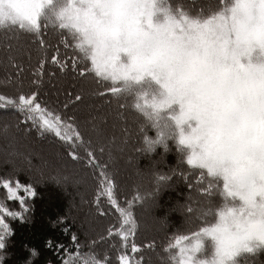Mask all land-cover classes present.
Listing matches in <instances>:
<instances>
[{"label": "clouds", "instance_id": "obj_1", "mask_svg": "<svg viewBox=\"0 0 264 264\" xmlns=\"http://www.w3.org/2000/svg\"><path fill=\"white\" fill-rule=\"evenodd\" d=\"M141 2L145 7L151 2L155 9L151 23L140 16L134 34L123 25L90 27L83 34L73 31V49L94 78L122 89L128 97L137 116L141 152L166 148L171 139L189 169L212 186L211 198L193 192L185 203V212L197 223L194 235L183 242H200L192 264H241L243 257L264 250V242L239 239L249 222L264 225V195L256 192L254 204L244 198L249 181L264 186V49L253 55L230 39L227 21L211 23L198 33L176 25L162 27L166 15L171 20L181 15L207 19V11L199 16L181 0ZM10 12L9 4L0 5V30L13 25ZM157 13L162 18L154 21ZM133 54L152 75L140 81L123 78ZM249 65L257 69L252 76L244 71ZM130 86L134 87L129 95ZM205 240L209 242L206 257L195 259ZM253 243L258 246L251 251L245 248ZM163 251L175 256L173 248ZM29 252L24 264L37 255L35 249ZM6 255L0 251V264Z\"/></svg>", "mask_w": 264, "mask_h": 264}, {"label": "trees", "instance_id": "obj_2", "mask_svg": "<svg viewBox=\"0 0 264 264\" xmlns=\"http://www.w3.org/2000/svg\"><path fill=\"white\" fill-rule=\"evenodd\" d=\"M217 1L218 0H181L183 6L193 12H197L201 8L207 11L209 7H214ZM16 34L19 35V41L15 39L5 40V36H14ZM41 36L46 45V48L43 49L38 47L37 43L34 42L33 36L29 33L22 31L17 33L15 30L9 28L0 30V44L4 42L16 45V62L20 63L22 66V71L19 77L16 78V81L12 84H8V76L13 74L16 70L8 67L7 56L5 58H0V61L4 59L9 69L7 71L3 69L4 67H0V90L2 91L0 94L13 96L18 94L19 91L28 93L31 88L30 79H33L32 70L37 66L42 56L50 60L51 55L59 50L61 60H67L69 65L72 63L71 58L78 57L71 47V37H66L69 41V46L67 48L58 44L60 36L57 35L55 27L49 26L46 30L42 27ZM79 63L81 66L85 65L81 59H79ZM49 73H53V75L50 77ZM107 87H112V85L101 82L91 74L84 79H73V73L71 71L61 75L57 72L56 66L51 64L45 66L42 76V86L40 88L42 98L50 108L60 110L61 114L65 117H73L74 119L71 122L76 125L84 138L85 145L78 150L81 157L79 161H81L83 166L92 174V176H90L88 188L85 190L87 192L85 194V199L89 204V208L95 211L96 218L100 221V224L98 227L96 225V229L91 236L87 235L82 223L78 220L79 218L75 217L73 214L68 215L69 203L63 192L47 182L39 181L37 174L32 173L29 168L21 166L18 169H10L11 167L2 165L0 167V180L7 179L9 182L19 181L21 184L31 185L34 193L30 200L27 201V210L19 216L12 217L9 222L10 233L1 250L7 253V255L2 264H24L30 256L29 249H35L37 252V255L31 259L30 264H66V258L71 259V254L75 252L81 254H95L99 258H106L107 264H119L118 257L120 255L126 256L130 264H152L151 261H148V254L153 255V253H156L159 257L160 264H169V257L172 254L171 252L166 254L163 251L165 245L173 237H180L188 234L189 231L195 230L193 227L189 228L188 223L187 225H181L182 221L180 222L177 217L171 214L168 219L169 227L165 234L157 238L154 236L149 237L150 235L147 237L142 227L143 216L140 210V206L143 202L137 201L136 198L146 191L148 192L147 189L150 187V183L149 181L141 182L142 179H138L141 183L135 185L133 189L126 191V187L128 186L127 182L122 180V182L119 181L120 178H122L119 176L118 172L119 169H121V163L117 160L114 167L104 166L111 178L115 181L114 198L117 203L123 206L129 203V201H132V204L128 205V207L132 211L134 219L137 222V228L135 232L129 234L126 239H122L116 233L115 229L121 227L120 215H118L119 213L116 212L115 207L107 198L103 194H100L102 189V178L99 176V170L94 169L88 164V158L84 152V147H90L95 151L96 160L102 165L101 157L98 156L102 145H94V143H102L104 139L97 137L94 128H85V126H88L86 110L89 111V107L92 104L91 98L86 104H82L86 100L85 96L88 94L91 95L90 92L103 91ZM132 87L134 86H130L129 95L131 94ZM68 92H72L73 94L80 92L83 94L84 99L78 105H70L65 111L63 106L69 99L67 96ZM94 97L98 98L99 96ZM99 98L104 99L103 101L111 111V116L114 114L113 111L121 112L118 105H126L123 109L125 115H123L122 120L125 125H128L133 130V132H130L132 134L128 136L127 143L129 144V142L132 141V146L138 151L139 138L136 129L137 116L128 106V97L125 94H120L119 99L111 95H105ZM4 116L9 117L11 123L19 125L23 133L32 138L33 144L34 142L40 143L46 140L50 141L52 144L60 147L61 154H63L67 161L75 162L66 155L67 146L60 142L54 135L38 132L37 128L33 127L30 122H24V117L19 110L10 106L5 107L3 103H0V119L4 121V123L9 122L3 120ZM115 122L116 118L114 119V123ZM149 134H152L151 131H149ZM91 139L93 141H91ZM89 141H91L90 145L88 143ZM160 154L162 155L161 158L154 159L155 162L152 161L155 165L161 162L163 163L164 161L166 167L174 166L177 158L180 161V165L183 166L182 168L188 166L182 158V152L178 150L177 145L171 139L167 140L166 148L157 146L155 151L144 153V155L150 156L151 158H158ZM145 164L142 158L139 159L137 165L140 167L142 166V170L138 168L142 174L143 172L148 174L147 170L150 165L148 163L146 164L147 166H145ZM178 172L183 173L184 170L181 169ZM141 177H143V175ZM170 179L171 178L168 176L164 179V182L169 183ZM180 185L181 186H178L173 193L164 192L160 194V197H162L160 201L162 203L160 205L161 207L165 206L166 203L175 204L174 200H176L177 193L182 196V194L189 193L191 189L194 191L197 190L194 186L185 187L182 184ZM78 200H80V198ZM0 203L11 209L16 208L14 202L8 200L6 191L2 185H0ZM97 204L100 205L105 215L100 216L97 214L95 210ZM190 226H192V224H190ZM109 227L112 229L111 235H108L104 240H100L99 237L105 235ZM73 235L76 237L75 242L72 240ZM155 235H160V233H156ZM149 244H154V248H149ZM76 245H79V248H77ZM133 245L136 246V251H133ZM173 264H175L174 261Z\"/></svg>", "mask_w": 264, "mask_h": 264}, {"label": "snow or ice", "instance_id": "obj_3", "mask_svg": "<svg viewBox=\"0 0 264 264\" xmlns=\"http://www.w3.org/2000/svg\"><path fill=\"white\" fill-rule=\"evenodd\" d=\"M5 3L11 6L9 18L14 21L9 29L15 30L17 33L22 31L31 34L34 42L42 49L46 48L45 41L41 36L42 27L45 30L49 26L55 27L57 35L60 36L58 44L63 45L65 48L69 46V41L66 37H71V47L73 48V36L70 34L73 31L83 34L90 27L118 29L119 26L123 25L127 32L134 34L138 31L139 17L145 16L148 18V22L151 23V17L155 10L151 2L145 7L141 0H0V5ZM207 12L209 15L203 21L184 15H181L179 20H171L166 15V24L162 27L171 29L172 25H176L182 29L187 28L191 32L198 33L201 29H206L211 23L227 21L230 22V31L228 32L230 39H234L253 55L264 49V0H218L214 7L208 8ZM196 13L202 16L205 11L201 8ZM11 39L19 41V35L5 36V40ZM4 51L7 53L8 67L16 70L7 79V83L12 84L19 77L22 66L16 62V45L5 43ZM71 59L72 63L70 65L67 60L62 61L59 50L51 55L50 60L42 56L37 66L32 70L33 79L29 92L24 93L23 91H19L18 94L13 96L0 94V102H3L5 107L10 106L19 110L24 117V122H30L33 127L37 128L38 132L54 135L60 142L67 146L66 155L73 161H79L81 157L78 150L85 145V141L79 129L71 122L74 118L65 117L61 114L60 110L50 108L43 100L42 93L40 92L42 76L47 64L56 66L57 72L61 75L71 71L73 73V79H84L89 76L90 73L86 65L81 66L78 57ZM133 70H135V74H133ZM244 71L252 76L257 69L255 66L249 65ZM146 74L152 75L143 63L137 62V57L133 54L129 71L122 75L125 79L140 81ZM52 75L53 73H49L50 77ZM100 81L105 82L103 80ZM120 94H122V89L114 86L107 87L103 91H94L92 93V95L99 97L111 95L117 99H119ZM67 96L69 99L63 106L65 111L70 105H78L84 99L83 94L80 92L76 94L68 92ZM118 107L121 109V112L117 113V115L123 119V109L126 105L120 104ZM8 132L9 126L7 124L3 128H0V136H5ZM181 142H184L183 137H181ZM88 143L90 145L91 141ZM84 152L88 158V164L94 169L99 170V176L102 178L101 184L106 186L105 195L107 200L115 205L117 203L113 198L115 181L111 178L106 167L96 160L95 151L90 147H84ZM0 185L6 189L9 199H17L22 207L24 206L23 201L34 194L31 185H24L19 183V181L13 187L9 180L3 179L0 180ZM18 189H23L25 195H19ZM258 191L261 195H264V186L258 187L249 181L244 198L249 203L254 204L252 197ZM200 192L206 193V196L211 198L213 195L212 186L209 184L206 188L200 189ZM146 196L147 194L145 193L139 196L138 199L142 201ZM131 204L132 201H129V205ZM95 210L98 215H105L99 204L96 205ZM118 211L121 217V227L116 228L115 231L122 239H126L129 234L135 232L137 222L129 207L118 208ZM190 211L191 209H189ZM0 213L20 215L19 212L13 213L3 207H0ZM0 227L4 229V232L0 233V237H3L7 230V225L4 224L2 216H0ZM111 232L112 229L109 227L106 230V234L101 235L99 239H106L108 235H111ZM190 235H194V233L191 232ZM187 238L188 236L176 237L175 242L170 239L164 247L165 250L172 249L173 247L179 249L175 256L170 257L173 260H176L178 257V264H192V253L199 246L200 242L197 239H192L190 245L183 244L181 246V241ZM239 239L264 242V225H259L257 222H249L247 227L243 229ZM72 240L75 242V235H73ZM257 246V243H253L252 247L249 248L245 244V248L249 251ZM2 247L3 243L0 242V248ZM76 247L79 248V245H76ZM148 247L154 248V244H149ZM136 250V246L133 245V251ZM229 254L231 253L229 252ZM118 260L119 264H130L129 259L124 255H120ZM66 264H107V260L106 258H99L95 254L75 252L71 254V259L66 258ZM200 264H204V262L201 261Z\"/></svg>", "mask_w": 264, "mask_h": 264}, {"label": "rangeland", "instance_id": "obj_4", "mask_svg": "<svg viewBox=\"0 0 264 264\" xmlns=\"http://www.w3.org/2000/svg\"><path fill=\"white\" fill-rule=\"evenodd\" d=\"M161 18L162 16L157 13L153 17V20L155 21ZM4 45V42L0 44V58H5L7 56V53L4 51ZM0 67H4L3 69L7 71L9 70L4 59L0 61ZM30 80L32 81V78ZM0 93H2L1 90ZM90 94L91 95L88 94L85 96L86 100L82 104H86L91 98L92 104L89 107V111L86 110L88 126H85V128H94L97 137L104 139L102 143H94V145H102L98 155L101 157L102 165H105L106 167H114L117 160L121 163V169H119L118 172L119 176L122 178H120L119 181L127 182L128 186L126 187V191L133 189L135 185H139L142 181H149L150 183V187L147 189L148 192H145L147 198L145 197L142 201L138 199L139 196L136 198L137 201L143 202L140 206V210L141 215L143 216L142 227L147 234V237L150 235L149 237L154 236L157 238L158 236L165 234L169 227L168 219L171 214L172 216L177 217L180 222L182 221L181 225H187L188 223L189 228L193 227L195 229L197 219L185 212V203L190 201V196L193 192H196L198 196L201 194L206 196L207 194L192 189L189 193L182 194V196L177 193L176 200H174L175 204L166 203L163 207L160 206L162 204L160 202L162 198L160 197V194L164 192L173 193L178 186H181L180 184L185 187L194 186L197 189L206 188L207 184H205L202 178H200L195 172L189 169L188 166L182 168L183 166L180 165V161L177 158L174 166L166 167L164 161L163 163L161 162L155 165L154 159H159L162 155L160 154L158 158H151L150 156L144 155L145 152L137 151V149L132 146V141L128 144V136L132 134L130 132H133V130L128 125H125L123 120L118 117L117 113L120 112L113 111L114 114L111 116V111L103 101L104 99L92 96L91 92ZM123 115L125 114L123 113ZM114 117L116 118L117 123H114ZM3 120L9 121V117L4 116ZM6 124L9 126V132L5 136H0V167L6 165L11 167L10 169H18L19 167L24 166L29 168L32 173H36L39 181L47 182L58 188L64 193L68 200V215L73 214L75 217H78V220L82 223L87 235L91 236L96 229V225L97 227L99 226L100 221L96 218L95 211L89 208V204L85 199V194L87 193L85 190H87L90 176H92L89 170L83 166L81 161H67L63 154H61L59 146H56L47 140L40 143L34 142L33 144L32 138L25 135L19 125L11 123V121L4 123V121L0 119V128H3ZM91 141L93 140L91 139ZM141 158L146 164L149 163L150 165L147 170L148 174L146 172H143L142 174L141 171L138 170V168L142 170V166L140 167L137 165ZM146 164L145 166H147ZM181 169L184 170L183 173L178 172ZM139 173L142 174L143 177H141L142 175ZM168 176L171 178L169 183L164 182V179ZM138 179H142L141 182L138 181ZM10 184L15 187L16 182L10 181ZM105 188L106 186L102 185L100 194H103L106 197ZM4 190L6 191V189ZM18 194L21 196L25 195L23 189H18ZM6 195L10 202H14L16 208L11 209L5 207L1 203L0 207L7 208L13 213L19 212L20 214L27 210V201L32 197L26 198L23 201L24 206L22 207L17 199H9L7 191ZM79 198L80 200H78ZM128 205L129 203L123 206L116 203L113 206L115 207L116 212L119 213L118 208L128 207ZM118 215H120V213ZM0 216L3 217L4 224L7 225L5 234L3 237H0V242L3 243L4 247L10 233L9 222L12 217H15L16 215L0 213ZM190 224H192V226H190ZM193 231L195 230L189 231L188 234L180 237H187ZM2 232H4V229L0 227V233ZM156 233H160V235H155ZM175 238L176 237H173L171 240L175 242ZM183 244L184 242L181 241V246H183ZM3 247L0 248V251ZM208 247L209 242L205 240L203 251L197 253L195 259L206 257ZM173 249H175V254L178 253V248L173 247ZM148 261H151L152 264H160L159 257L156 253H153V255L148 254ZM173 261L175 264H178V257ZM241 264H264V250L256 255L243 257Z\"/></svg>", "mask_w": 264, "mask_h": 264}]
</instances>
